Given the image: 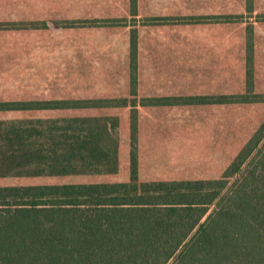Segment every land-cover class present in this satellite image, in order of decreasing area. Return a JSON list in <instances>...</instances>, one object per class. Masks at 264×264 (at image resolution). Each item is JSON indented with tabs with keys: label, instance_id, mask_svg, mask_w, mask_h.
<instances>
[{
	"label": "trees",
	"instance_id": "1",
	"mask_svg": "<svg viewBox=\"0 0 264 264\" xmlns=\"http://www.w3.org/2000/svg\"><path fill=\"white\" fill-rule=\"evenodd\" d=\"M129 4L136 15L137 0ZM254 6L246 0L245 12L253 16ZM178 18L142 25L233 23L244 14ZM90 25L130 29L128 91L27 100L32 91L24 84L41 79L18 75L21 92L0 99V264H264V120L241 129L239 115L264 104V93L255 91L254 23L244 26L242 59L220 50L232 91L153 98L138 94L135 19ZM48 29L46 22H0V32L14 37L5 47H21L25 31ZM18 56L0 57V76L17 70L8 62L19 66ZM49 83L68 89L70 77ZM154 111L162 113L155 124L146 121ZM172 112L181 115L170 119ZM162 118L169 135L152 141ZM162 147L179 154L151 152Z\"/></svg>",
	"mask_w": 264,
	"mask_h": 264
},
{
	"label": "crops",
	"instance_id": "2",
	"mask_svg": "<svg viewBox=\"0 0 264 264\" xmlns=\"http://www.w3.org/2000/svg\"><path fill=\"white\" fill-rule=\"evenodd\" d=\"M256 11L264 9L256 7ZM246 0H137V14L132 15L129 0H0V22H46V31H25L17 40L21 47L4 48L6 56L19 53L18 60L9 66L20 71L3 75L33 77H70V86L52 83L24 84L32 91L27 100L89 99L126 95L129 87V28H93L92 21L113 19H140L192 16H221L224 12L245 11ZM225 10V11H224ZM150 17V18H152ZM76 23L70 29H57L56 23ZM139 22L138 94L142 98L163 96L220 95L232 91V79L224 83V63L221 53L222 26L215 21L206 24L208 30L184 23L182 25H142ZM214 22V23H212ZM137 23V21H136ZM130 24V23H129ZM90 25V26H89ZM98 35L97 37H95ZM53 43L70 44L59 54L45 55V48ZM113 44L107 50L101 44ZM200 43L208 50H196ZM96 45L99 49L96 52ZM192 45L195 46L194 50ZM218 45V48H217ZM218 49V50H217ZM3 49H0L2 53ZM99 52V53H98ZM110 58L103 63L102 57ZM1 74V72H0ZM228 76V74H227ZM225 87V90H224ZM163 111V110H162ZM161 111L148 114L147 122L155 124ZM181 112H172L170 119ZM162 118L161 121H164ZM167 118L161 130L153 136L169 135ZM152 144V142H151ZM156 155H175L166 147L153 149ZM150 152L146 150L145 153ZM149 155V154H148ZM153 162H149L152 164ZM103 175L68 177L69 182L99 180ZM65 179V180H67Z\"/></svg>",
	"mask_w": 264,
	"mask_h": 264
},
{
	"label": "rangeland",
	"instance_id": "3",
	"mask_svg": "<svg viewBox=\"0 0 264 264\" xmlns=\"http://www.w3.org/2000/svg\"><path fill=\"white\" fill-rule=\"evenodd\" d=\"M256 7L264 9V0H258L256 3ZM227 13H229V12H224V14H227ZM238 14H240V15L244 14V18L243 19H236L235 20L236 22H233V23H223V26H222V42H223L222 51L224 54L232 53V60L238 59V57L242 59V53L244 52V42H243V40H244V35H243L244 26H247L248 23H254V25H255V27H254V30H255V33H254V39H255V49H254V53H255V61H254L255 91L257 93H264V22H258L257 23V21H256V16L258 14H264V10L256 11L257 15L254 14L253 16H251L250 14H248L245 11H242V12L233 11L231 13V15H238ZM150 17H152V16H147V18L144 19L142 22L140 19L137 18L136 24H138L139 22H141V23H152L150 21L152 19H154V17H152V18H150ZM180 17H182V16H180ZM174 18H178V17L176 16ZM127 20L129 22L131 21L129 19H127ZM102 24H97V25L102 26ZM104 25H108V23H105ZM203 26H206V25H195V27L198 28L197 30H199L200 28L205 30V28ZM11 35H13V34L8 33V32H0V48H4L6 43L12 42L14 37ZM97 36L98 35H96L95 37H97ZM110 46H111V48L115 49L114 48L115 45L106 44V43L101 44V49L107 50ZM196 46H197L196 50H200V49L201 50H208L210 48V46H208L206 44L203 45L202 43H200L199 45L197 44ZM70 47H71L70 44L53 43V44H50L49 46H47L45 48L44 54L45 55L59 54V52L61 50H62L61 52H63V51H66L67 49H69ZM194 48H195V46L192 45L193 50H194ZM217 48H218V45H217ZM97 49H99V45H96V49H94V50L97 52L98 51ZM0 57L6 58V52L4 51V49H3L2 53L0 52ZM109 60H110V58H108L106 56L102 57L103 63L109 62ZM14 71H20V70H13L12 72H14ZM38 78L41 79V83L47 84V83H49L50 79H56L58 81L61 78L64 79V78H68V77L60 76V77H38ZM22 84H23V77L22 76H18V75H2V76H0V99H4V98H8V97H15L16 95H18L19 94L18 92H21V91H17L16 89L17 88L21 89ZM51 84L52 83L47 84V85H51ZM61 87H63V86H61ZM63 88H65V87H63ZM240 113H239L240 116L244 115V117H242L240 120V128L241 129L243 126H244V129H246L247 126H248V129H250V126L252 123H254V127L257 128L260 125L261 121L264 120V104L242 107L240 110ZM234 181H235V178L231 180V183H234Z\"/></svg>",
	"mask_w": 264,
	"mask_h": 264
}]
</instances>
